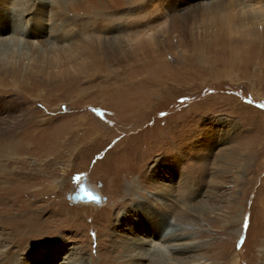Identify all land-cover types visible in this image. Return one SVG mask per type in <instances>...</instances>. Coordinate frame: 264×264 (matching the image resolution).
<instances>
[{
  "label": "rangeland",
  "instance_id": "1",
  "mask_svg": "<svg viewBox=\"0 0 264 264\" xmlns=\"http://www.w3.org/2000/svg\"><path fill=\"white\" fill-rule=\"evenodd\" d=\"M39 1L0 0V38L21 39L0 44V120L20 124L0 133V253L109 264L134 220L163 248L173 218L143 196L165 201L167 185L177 217L183 198L205 209L186 244L214 264H264V75L251 53L231 60L223 32L182 25L201 0ZM83 179L99 204L68 197Z\"/></svg>",
  "mask_w": 264,
  "mask_h": 264
},
{
  "label": "bare ground",
  "instance_id": "2",
  "mask_svg": "<svg viewBox=\"0 0 264 264\" xmlns=\"http://www.w3.org/2000/svg\"><path fill=\"white\" fill-rule=\"evenodd\" d=\"M39 2L44 5L47 3L46 0H40ZM189 4L193 6L191 8L183 7L184 10L181 14V22L184 27L189 28L190 23L194 21V24L197 25L198 23L202 26V29L203 27L208 31L210 29H218L217 32H214V34H220L222 32L224 33L223 38L225 39L226 43L225 48L227 50V57L232 60V54H234V59L238 58L242 60L241 62H244V58L249 53H251L250 56L252 57H246L245 61H247L249 64H255L256 69H261V73L263 72L262 74L264 75V70L262 71L264 68V0H201V2L199 1L197 4L191 1ZM20 15L21 14H19V16ZM16 16L17 15L13 16L12 18L16 19ZM44 17L45 16H43V19ZM21 26L18 24L16 26L19 33L24 32V28ZM218 39L220 38L216 36L215 38L205 41H210V43L213 44L214 42L217 43ZM20 40L21 39L18 37L14 38V36L9 39L0 38V44L3 45L4 42H7L8 44H12V42H14V44L15 42L21 43ZM227 45L229 46V49L226 47ZM199 62L201 61L199 60ZM246 64L247 63H245V65ZM254 72H256V70ZM256 77L259 76L257 75ZM13 120H15L13 114H8L6 117L2 118L0 120V133L9 132L11 129L20 125L15 124ZM85 121L86 120L84 119L81 123L80 120L79 123L84 125ZM10 145L11 144H6L3 149H5L7 146L9 147ZM134 180L136 179L131 178L129 181H127V183H130V185L126 190V197L131 195L130 193L135 190L133 188L135 187ZM83 182V186L87 185L89 188L94 189V187L87 184L84 179ZM184 186L185 184L183 183L181 187ZM169 188L171 187H167V185L165 188H163L162 194H164L166 198L165 201L162 202L159 198L153 195L154 193H147L146 197L143 196V198H145L143 200L154 203L160 209V212L170 215L173 218L167 220V227L165 228L164 234L161 236L162 241L166 242L167 245L162 244L161 246H163V248L159 249L155 245L156 243L152 239L148 238L146 234L145 236H141L139 235V232H135V227H138L137 229H139V231H144V229L138 222L134 220V225L128 227L127 229L130 234L124 235L123 238H125V240H121L124 244H122V246H120V244L117 242L116 244H110V249L115 250H113V252L109 254V258L106 259L108 260L109 264H214V262L210 260L207 251L200 253L205 248L202 243L199 242L196 244H186L188 238L190 236L193 237V234L195 233L194 228L201 227L202 223H204L203 215H205V209H195V205L192 207L191 205L182 202V200H184L183 198L181 199L182 209L179 212V217H177L172 213V211L176 207L178 208V203L174 202V199L171 198L173 189ZM122 192L123 189L119 190L118 196H120ZM182 197H184V194ZM125 201V199L122 201H117L115 202V205L128 206L126 205ZM127 215L128 214L125 213L123 216H121L123 217L121 219L126 218ZM17 232H19V229H17ZM199 237H202V234ZM18 242L20 244L23 241ZM101 242L102 239L100 240V244L102 246ZM1 244L2 242L0 239V245ZM52 252L53 250H51L49 247V255ZM38 253V248L28 250L26 256L15 262V260H12L14 259L15 252H11L10 248L6 250V252L0 253V264H32L31 260L36 258ZM81 255H75L74 259L71 258L72 260L67 264H85V260L83 259L84 257L82 256V258ZM118 256H120L121 260H119L120 262L117 263L116 258ZM102 259L105 260L103 256ZM90 264H96L94 257L92 256L90 257Z\"/></svg>",
  "mask_w": 264,
  "mask_h": 264
},
{
  "label": "water",
  "instance_id": "3",
  "mask_svg": "<svg viewBox=\"0 0 264 264\" xmlns=\"http://www.w3.org/2000/svg\"><path fill=\"white\" fill-rule=\"evenodd\" d=\"M83 185V184H82ZM81 185V186H82ZM85 185V184H84ZM87 192L91 193V197H95V199L89 197V196H85L84 192H81V187L78 188L71 196L73 198L74 201H92L94 200V202H96L97 204H99V193L91 188H89V186H82Z\"/></svg>",
  "mask_w": 264,
  "mask_h": 264
},
{
  "label": "snow or ice",
  "instance_id": "4",
  "mask_svg": "<svg viewBox=\"0 0 264 264\" xmlns=\"http://www.w3.org/2000/svg\"><path fill=\"white\" fill-rule=\"evenodd\" d=\"M261 107H264V105H261ZM79 179H80V177L77 176V177H76V180H79ZM80 190H81V192H84L85 196H89V197H91V193H90V192H87L83 187H81ZM91 198L95 199V197H91Z\"/></svg>",
  "mask_w": 264,
  "mask_h": 264
}]
</instances>
